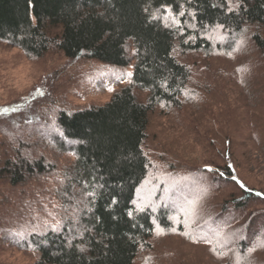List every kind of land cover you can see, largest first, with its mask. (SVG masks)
Here are the masks:
<instances>
[{
    "label": "rangeland",
    "instance_id": "374dc122",
    "mask_svg": "<svg viewBox=\"0 0 264 264\" xmlns=\"http://www.w3.org/2000/svg\"><path fill=\"white\" fill-rule=\"evenodd\" d=\"M156 14L183 32L179 14L168 7ZM249 32L256 30L249 27ZM227 43L231 48L219 45L221 51L215 53L182 52L176 45L177 58L189 71L187 90L176 106L162 103L148 115L142 148L149 168L133 202L136 212L166 210L171 225L153 222L149 246L138 251L133 264H264V201L252 200L245 211L232 207L230 201L244 191L220 176L228 177L230 169L247 191L264 195V53L247 37ZM127 53H133L129 43ZM132 66L69 60L53 48L34 58L0 42V109L29 98L43 112L51 108L45 118L51 123L60 107L74 110L109 101L130 82ZM134 91L139 101H146L147 91ZM40 131L32 128L26 136L33 144L29 157L45 156L52 164L47 174L19 187L0 182V227L10 231L8 239L0 234V264L37 259L33 250L18 247L29 232L11 226L17 219L32 217L38 233L57 229L65 219L78 224V198H84L75 189L72 199L64 197L65 171L74 160L72 143L53 124ZM56 137L61 140L49 141ZM1 139L8 145L2 133ZM7 145L2 144V151ZM252 247L255 260L241 261L240 251Z\"/></svg>",
    "mask_w": 264,
    "mask_h": 264
},
{
    "label": "trees",
    "instance_id": "16d2710c",
    "mask_svg": "<svg viewBox=\"0 0 264 264\" xmlns=\"http://www.w3.org/2000/svg\"><path fill=\"white\" fill-rule=\"evenodd\" d=\"M164 7L180 15L182 33L157 16ZM262 31L264 0H0V42L29 57H42L53 48L69 60L133 64L130 82L109 101L74 110L60 107L51 123L45 119L51 108L43 112L29 98L0 109V134L9 139L8 145L0 140L7 145L4 152L0 144V182L19 187L47 174L52 164L42 154L29 157L33 144L26 136L32 128L41 135V127L53 124L72 143L74 160L65 171L64 197L72 199L75 189L84 198H78V224L65 219L44 233L36 231L32 217L11 225L17 232L20 227L29 232L18 246L36 252L37 259L29 264H133L138 251L149 246L153 222L171 225L166 210L136 212L133 202L149 168L142 148L148 115L162 103L176 106L187 90L189 71L177 58L176 45L182 52L215 53L220 46L231 48L227 41L247 37L264 53ZM215 45H220L216 51ZM136 88L148 92L145 102L135 96ZM56 140L61 139H49ZM226 174L220 176L244 191L230 201L232 207L245 211L252 200L264 201L262 193L247 191L230 169ZM8 233V226L0 227L1 238L8 239ZM252 254L241 250L240 260L254 261Z\"/></svg>",
    "mask_w": 264,
    "mask_h": 264
},
{
    "label": "snow or ice",
    "instance_id": "6c2138e0",
    "mask_svg": "<svg viewBox=\"0 0 264 264\" xmlns=\"http://www.w3.org/2000/svg\"><path fill=\"white\" fill-rule=\"evenodd\" d=\"M227 3H228V4H231V3H232V0H227ZM236 6H238V4H237ZM228 10H229V11H232L233 8H232V7H229ZM217 27L222 28V27H224V26H223V25H218ZM161 231H162V230H161ZM208 243H211V241H208ZM213 251H215V249H213ZM255 251H256V248H255V247L249 248V249H248V254L250 255L251 253H253V252H255ZM221 255H223V254L221 253ZM243 259H247V257H244Z\"/></svg>",
    "mask_w": 264,
    "mask_h": 264
}]
</instances>
